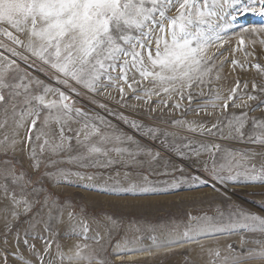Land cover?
Listing matches in <instances>:
<instances>
[{"label": "snow or ice", "instance_id": "snow-or-ice-1", "mask_svg": "<svg viewBox=\"0 0 264 264\" xmlns=\"http://www.w3.org/2000/svg\"><path fill=\"white\" fill-rule=\"evenodd\" d=\"M173 9L175 14L169 15ZM248 13L264 17V0H0V264H110L105 253L113 246L120 264H140L123 257L166 256L173 246L237 233L258 238L251 241L254 247L233 255L231 264H241L242 259L264 264V199L259 212L236 204L226 211L217 206L215 215L187 213L182 231L175 222L163 229L136 226L129 228L131 238L126 232L113 240L121 223L112 214L93 212V229L88 209L61 199L55 190L75 186L115 197L110 203L117 205L128 196L175 192L186 182L174 178L160 187L147 176L140 183L131 181L127 170L123 182L106 175L117 166L155 171L153 165L161 159L159 151L125 133L109 117L202 165L207 178L191 176L192 188L211 183L214 194L226 199L230 184L264 188V84L253 81L248 92L245 83L241 94L237 82L226 97L217 94L195 109L190 106L191 88L203 84L210 71L204 59L207 46L215 40L223 43L216 19L227 15L235 21ZM228 27L224 24L220 30ZM243 31L257 35L258 41L249 43L264 45L259 35L264 25ZM239 45H245L243 38ZM253 67L264 74L259 64ZM144 81L154 87L144 89ZM125 86L133 93L143 91L149 120L158 111L163 116V109L181 111V118L162 121L179 131L110 108L104 101L130 107ZM185 88L189 107L181 110V103L168 100L151 106V97L161 93L169 98L177 93L183 101ZM75 97L88 98L99 111L78 107ZM229 106L239 111L229 113ZM131 108L136 111L135 105ZM257 110L259 116L251 115ZM188 112L199 119L184 118ZM204 156L207 159H201ZM62 230L68 243L58 242ZM245 241L242 235V244ZM224 259L227 264L229 258Z\"/></svg>", "mask_w": 264, "mask_h": 264}, {"label": "rangeland", "instance_id": "rangeland-1", "mask_svg": "<svg viewBox=\"0 0 264 264\" xmlns=\"http://www.w3.org/2000/svg\"><path fill=\"white\" fill-rule=\"evenodd\" d=\"M202 3L203 0H200ZM175 9H173L169 15H174ZM216 32L220 36L223 43L220 40H215L210 43L205 52L204 59L207 62L206 67L210 71H206L203 80L204 83H195L191 88L192 103L191 108L195 109L198 105L204 104L212 96L219 94L221 97H226L230 90L237 85L239 82L240 93L242 94L245 89L244 85L247 83V91L251 92L252 82L255 81L257 84H264V74L253 65L259 64L261 69H264V45L259 42L256 44L249 43L250 40L256 39L257 35L250 31H243V29H250L264 25V17L253 15L251 13L238 15L235 21H231L230 17L225 15L224 20L216 19ZM229 24L226 30L221 31L220 26ZM264 36V33L259 34ZM243 38L245 45L240 46L239 40ZM248 53L247 55L245 53ZM233 60L238 63L234 65ZM41 78L43 79V75ZM131 75V74H130ZM136 79L140 80V77L136 75ZM144 89H152L154 85L149 81L142 82ZM159 90V85L155 86ZM179 88V84L176 85ZM113 96L119 99V94L109 89ZM189 89H184L185 99L180 101L177 93L170 94V98L167 95L161 93L159 97L153 95L151 97L152 107H159L158 101L168 100L169 104L181 103V110L189 107V101L187 99ZM126 92V103L130 106L128 108H118V106L112 101H104L108 103L109 107L116 111L124 112L125 115L131 118L138 119L145 124L155 125L161 129L169 131H179L178 129L170 127V125L163 123V120L179 119L181 118V111L173 110L172 108L163 109V116L158 111L153 114L155 117L152 120L147 119V113L144 111L147 105L144 104V100L147 99L144 96L143 91H137L133 93L125 86ZM134 95L143 96L144 99L137 101L133 98ZM78 107L87 109H96V106L89 102L88 98L75 97ZM239 102V101H238ZM255 104V102H253ZM136 106V111H133L131 106ZM211 110V109H209ZM239 111L232 109L229 106L228 112ZM140 113H144L141 115ZM171 113V115H170ZM251 115L259 116L260 111L257 110ZM186 119H199L194 113L188 112L184 117ZM114 123L119 124L121 130L125 133L134 135L136 139L140 140L144 145L149 146L153 151H159L161 153V159L159 163L153 165L155 171L147 170L146 168L125 169L124 167L117 166L106 173L114 178L124 181V173L127 170L129 172V179L135 182H143L144 177L147 176L148 180L155 186L163 187L165 182L171 183L175 179H185L179 189L175 192H158L155 194H148L140 197L128 196L122 200H119L117 205H112L110 202L116 200L115 197L108 195H99L92 191H86L82 188H77L70 185H61L55 189L61 199L67 198L70 201L75 202L77 205L85 206L89 212V223L92 228L95 229L97 226L91 219L93 212L99 213L101 210L112 214L118 222L121 223V229L119 236L115 233L113 240L119 239L127 232L128 237L131 238L133 235L132 231H129L130 227H140L142 229L157 228L163 229L173 225V222L180 224L181 231L183 230V224L187 222V213L191 212L193 215H199L207 213L208 215L216 214V207L219 206L222 210H227L230 204L240 205L245 209L251 211H261L259 201L264 199V196L259 193L264 192V188L260 186L242 185V184H230L226 191L228 198L214 194V190L211 187V183L203 185L198 188L191 187V176L198 175L201 178H207V174L202 170L203 166L199 167L188 158H181L171 149L162 146L159 140L145 139L140 134L135 133L129 126L124 125L122 122L115 121ZM181 135H190L188 133L181 132ZM196 139H199L197 137ZM225 146L243 148L244 145L228 142H221ZM201 159H207L206 156ZM259 161L257 160V163ZM167 165V167H166ZM183 167L184 171L180 172L178 169ZM176 169V170H174ZM119 171V177H116V172ZM168 173V174H164ZM221 191H225L223 186H219ZM127 205V206H119ZM66 219V216H65ZM3 221L0 220V230H2ZM23 227V225H21ZM65 226H62V229ZM103 231V229H101ZM149 233L144 232L147 236ZM160 236V232L156 233ZM89 235H92L90 232ZM246 237V241L242 244L241 236ZM258 238L253 234L248 233H237L233 235H222L214 238H201L198 242H188L182 246H176L177 248L172 249L169 255H160L156 257H146L141 253L140 257L129 259L127 256L132 254H126L123 259L125 261H139L140 264H226L225 257H228L227 264H231V257L233 255H240L241 250L254 247L251 243L252 239ZM204 240V241H203ZM61 244L68 243L65 239L64 232L62 230L61 238L58 241ZM147 243V241H145ZM228 245H231L235 250L230 251ZM39 246V243H38ZM219 251L220 255L217 257L214 255L215 251ZM114 246L107 247L105 255L109 260L110 264H120L119 258L113 255ZM53 253H55V246H53ZM241 264H258L255 260H241Z\"/></svg>", "mask_w": 264, "mask_h": 264}, {"label": "bare ground", "instance_id": "bare-ground-1", "mask_svg": "<svg viewBox=\"0 0 264 264\" xmlns=\"http://www.w3.org/2000/svg\"><path fill=\"white\" fill-rule=\"evenodd\" d=\"M204 241V240H203ZM186 243H184L183 245H185ZM177 248L176 246H173V249ZM141 254H132L127 256L129 259H133L135 257H140ZM145 256V255H144Z\"/></svg>", "mask_w": 264, "mask_h": 264}]
</instances>
